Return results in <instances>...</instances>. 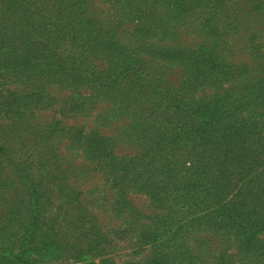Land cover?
<instances>
[{
    "label": "rangeland",
    "instance_id": "1",
    "mask_svg": "<svg viewBox=\"0 0 264 264\" xmlns=\"http://www.w3.org/2000/svg\"><path fill=\"white\" fill-rule=\"evenodd\" d=\"M241 10L240 0H0L1 207L20 209L13 222L0 212V244L17 249L37 209L18 208L21 195L37 191L60 196L45 218L80 227L67 241L99 234L116 264H264L263 216L216 214L224 189L196 171L210 169L203 154L178 146L222 126L264 143V30ZM160 137L182 148L177 177H161L170 158L156 161V147L171 142Z\"/></svg>",
    "mask_w": 264,
    "mask_h": 264
},
{
    "label": "trees",
    "instance_id": "2",
    "mask_svg": "<svg viewBox=\"0 0 264 264\" xmlns=\"http://www.w3.org/2000/svg\"><path fill=\"white\" fill-rule=\"evenodd\" d=\"M240 2L242 4L241 12L247 16L248 26L257 24L264 30V0H240ZM261 97L264 101V92H262ZM262 131L264 133V128ZM171 132L168 131V134H171ZM212 132L215 133V136L210 137V141L207 143L205 137L200 135L192 138L195 140L193 142L194 146H188L187 144L191 142L186 141L180 142L178 145L184 147L182 152H188L193 148L203 154L200 160L205 162L203 166L210 167L208 172L204 168L196 170L198 164L196 160L185 162V165L180 167L184 171L193 172L196 170L203 172V175L210 173L212 177L210 179L215 186L224 189L223 193L226 194L217 203L218 212L216 214H233L237 218H241L247 217L251 210L256 209L263 216L264 221V143L257 142L256 134L239 135L234 128L228 129L222 126V128ZM246 137L245 144H237V140H244ZM163 140V138H159L160 144ZM167 142L172 144L167 145L165 148L168 154L166 151L160 152L161 145L156 147V161H159L160 156L163 154L164 157L170 159L164 161V158H162L160 164L158 162L153 164L156 166L158 164L162 179L171 178L173 175L177 177L182 174V171L175 164L179 161L177 156L182 148L175 152V148H173L175 146L173 144L174 140L170 138L164 140V143ZM182 157H184V154ZM170 162L173 164L169 165ZM155 173H158V171ZM4 184L5 180L0 179V207L1 202L5 203V199L9 195V189L4 188ZM28 190L32 191L30 188ZM35 193L36 195L24 194V198L28 201L24 200L21 195L18 208H31L29 207L30 204L35 205L37 203V209L33 210L27 218H24L18 237L17 249L5 246L3 243L0 244V264H32V258H43L45 256L55 257L51 260L57 261L59 264H116L115 258L112 256L116 246L110 241V243H107L104 238L99 241V234L96 237L92 232L88 234L90 238L67 241L69 239L67 235L70 234L71 236L72 233L79 231L80 227L74 226L67 232L68 228L56 223L55 219L51 220L44 216L43 208H47L49 205L52 206L60 196L55 198V195L51 193L49 195H38L37 191ZM228 198L230 199L226 201ZM18 199L16 197L14 201H18ZM3 207L0 208V212L4 209ZM18 210L20 212V209H17L15 205L9 210H3L1 214L3 213V218L7 219L8 222H13L19 218ZM8 222H4L1 217L0 230L8 226L6 224ZM262 223L264 224V222ZM5 231L7 232V229ZM93 237L97 241H93ZM157 244L151 247L155 250ZM98 257L99 261L95 262ZM125 264L137 263L130 261ZM138 264H153V262L150 259Z\"/></svg>",
    "mask_w": 264,
    "mask_h": 264
}]
</instances>
